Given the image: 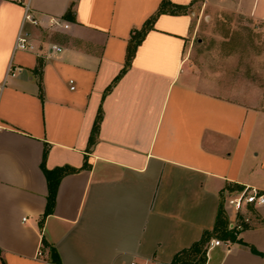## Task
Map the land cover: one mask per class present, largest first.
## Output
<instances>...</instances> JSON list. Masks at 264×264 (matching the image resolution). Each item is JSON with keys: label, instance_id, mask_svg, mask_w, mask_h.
Masks as SVG:
<instances>
[{"label": "crops", "instance_id": "obj_1", "mask_svg": "<svg viewBox=\"0 0 264 264\" xmlns=\"http://www.w3.org/2000/svg\"><path fill=\"white\" fill-rule=\"evenodd\" d=\"M163 1L0 0V264H51L42 239L60 264H170L205 233L204 264H264V204L235 241L215 229L225 191L264 192V110L194 71L197 0ZM200 2L264 19L263 0ZM21 25L42 56L13 51Z\"/></svg>", "mask_w": 264, "mask_h": 264}, {"label": "rangeland", "instance_id": "obj_2", "mask_svg": "<svg viewBox=\"0 0 264 264\" xmlns=\"http://www.w3.org/2000/svg\"><path fill=\"white\" fill-rule=\"evenodd\" d=\"M204 6L197 0L193 7L200 19L194 71L218 92L264 110V19L245 17L227 3Z\"/></svg>", "mask_w": 264, "mask_h": 264}, {"label": "built area", "instance_id": "obj_3", "mask_svg": "<svg viewBox=\"0 0 264 264\" xmlns=\"http://www.w3.org/2000/svg\"><path fill=\"white\" fill-rule=\"evenodd\" d=\"M264 1V0H263ZM23 22H29L33 25H40V22L32 14L28 3L24 4ZM49 26H63L66 28L68 25L64 24L60 18L49 17ZM23 25V23H22ZM21 28L17 32V35L13 44V51H26L33 52L36 55L42 56L44 48L42 45H35L30 38V34ZM62 48L57 44H49L46 48L48 54L58 53ZM19 68L14 66L12 63L9 64L6 70V76H13L15 71ZM72 83V81H70ZM71 89L74 86L70 87ZM224 209L228 216L226 221L227 230L233 232L236 236L243 228L245 224L250 222V210L255 209L264 204V192L259 190L257 187L251 185H243L241 188L236 190H228L224 192L223 196ZM222 242L218 239H212L205 249V256L207 250L212 246H219ZM37 255H41V251H37ZM129 264H158L156 262H143L138 263L135 260ZM179 264V263H170Z\"/></svg>", "mask_w": 264, "mask_h": 264}, {"label": "trees", "instance_id": "obj_4", "mask_svg": "<svg viewBox=\"0 0 264 264\" xmlns=\"http://www.w3.org/2000/svg\"><path fill=\"white\" fill-rule=\"evenodd\" d=\"M171 6L169 4V2L167 0H164L161 4V8L160 10L165 9V7ZM173 7V8H171ZM170 10L173 11H179L181 7L179 6H175L172 5ZM147 27V24L143 27L144 28ZM142 35V32H135L133 34L132 37V43L131 46L129 47V52H128V58L131 56L132 52H133V48L134 46L138 43L140 36ZM96 125V124H95ZM45 172V176L47 179V184H48V195H47V203H46V208L43 214L46 215L47 213H49L52 209L53 206V201H54V194H55V188L57 186L58 183V175H60L61 172L59 171H54V172H50L47 170H44ZM226 225V221L224 218H222L221 216H219L217 218V224L215 226V229H220L221 231H224V227ZM225 232V231H224ZM225 237L232 239L233 241H235V237L229 233V232H225ZM209 239V234L205 233L201 236V238L195 242L194 244H192L189 248L182 250L181 252H179L177 255H175L173 262L172 263H179V264H204L205 260H206V256H205V243L206 241ZM42 243L43 246H45L48 249L49 252V261L51 262V264H60V259L59 256L55 250V248H53L52 246H50L44 239H42Z\"/></svg>", "mask_w": 264, "mask_h": 264}]
</instances>
